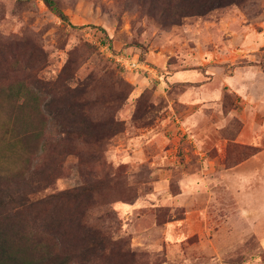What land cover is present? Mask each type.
Segmentation results:
<instances>
[{
  "label": "rangeland",
  "instance_id": "1",
  "mask_svg": "<svg viewBox=\"0 0 264 264\" xmlns=\"http://www.w3.org/2000/svg\"><path fill=\"white\" fill-rule=\"evenodd\" d=\"M57 1L67 20L44 0H0V172L27 164L20 135L36 151L53 132L55 95L84 91L98 127L121 131L79 142L89 162L67 156L38 194L70 196L1 218V250L79 253L80 221L99 240L89 264H264V0L179 24L150 0Z\"/></svg>",
  "mask_w": 264,
  "mask_h": 264
},
{
  "label": "trees",
  "instance_id": "2",
  "mask_svg": "<svg viewBox=\"0 0 264 264\" xmlns=\"http://www.w3.org/2000/svg\"><path fill=\"white\" fill-rule=\"evenodd\" d=\"M64 20L68 15L62 10L57 0H44ZM247 0H150L151 8L159 10L161 20L164 24H179L180 21L193 15H206L214 10L226 7L232 4L240 5ZM59 93V92H58ZM84 91L78 93L77 99L66 101L62 95L51 97L43 105V111L51 118L52 131L45 133L42 130L39 135L44 136L41 142V148L35 150L26 149L21 145L22 136L18 142L19 147L16 153L19 157L28 156L25 159L27 163L24 167L7 169L0 172V219H10L12 212L20 214L28 207L45 201H54L61 199L62 196L71 195V192L63 191L52 193L45 197H38L40 193L46 190L57 177L64 172V161L67 156L77 155L83 163L89 162L77 148L81 142L82 146L92 147L95 137L102 138L103 131L113 132V135L121 131V123L111 117L109 122H105L102 127H98L96 120L91 119L88 108H91L90 101L84 97ZM10 95H8V99ZM58 101V102H57ZM57 102L58 104H55ZM50 133V134H49ZM102 134V135H100ZM108 134V133H107ZM47 135V136H46ZM112 136V135H111ZM28 161L31 163L29 164ZM21 166V165H20ZM83 176L92 177V168H84ZM90 180V179H88ZM87 181V180H86ZM91 180L80 188L78 193H74L76 199L81 193L92 190ZM82 195V194H81ZM83 225L86 230V236L78 237L76 248L79 253L70 254L64 250L53 251L54 247L41 252H33L31 255L19 253H6L1 250L4 246L2 242L5 235L6 226L0 224V264H71L74 261L78 264H89L92 262V246L99 240L92 237L91 226ZM98 233V231H95ZM92 239L95 242H92ZM93 243V244H92ZM103 247L99 250L102 252Z\"/></svg>",
  "mask_w": 264,
  "mask_h": 264
},
{
  "label": "built area",
  "instance_id": "3",
  "mask_svg": "<svg viewBox=\"0 0 264 264\" xmlns=\"http://www.w3.org/2000/svg\"><path fill=\"white\" fill-rule=\"evenodd\" d=\"M117 59L121 61L126 67H132V66H137L139 59L138 57L132 58H125L124 56H117Z\"/></svg>",
  "mask_w": 264,
  "mask_h": 264
}]
</instances>
